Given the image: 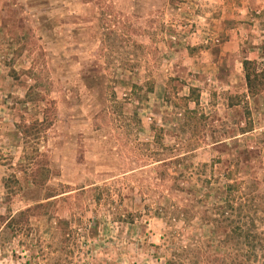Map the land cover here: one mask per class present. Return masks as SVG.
Segmentation results:
<instances>
[{
  "label": "rangeland",
  "instance_id": "obj_1",
  "mask_svg": "<svg viewBox=\"0 0 264 264\" xmlns=\"http://www.w3.org/2000/svg\"><path fill=\"white\" fill-rule=\"evenodd\" d=\"M263 56L264 0H0V264H264Z\"/></svg>",
  "mask_w": 264,
  "mask_h": 264
},
{
  "label": "trees",
  "instance_id": "obj_2",
  "mask_svg": "<svg viewBox=\"0 0 264 264\" xmlns=\"http://www.w3.org/2000/svg\"><path fill=\"white\" fill-rule=\"evenodd\" d=\"M261 59L264 61V56L261 57ZM241 66H242V70H243V77H244L247 95L253 96L254 94L257 93L258 85L260 84V82H262V80L264 78V69H257L256 70L254 67V62L250 61L249 59H242L241 60ZM171 88L173 89V87H171ZM168 94H169V90H168V86H167L166 90H165V95H168ZM165 97L167 98V96H165ZM197 97H198L197 89L195 87H189L186 94L180 95V96L176 97V99H177V101H180V102L191 101L193 104L196 105L197 104ZM183 108H184L183 112L185 111L186 113H189L190 118L193 117V120H195L196 110L194 108L187 109V107L184 106V104H183ZM247 115H248V113H247ZM194 123L196 124L195 121H194ZM237 129H238V131H240V133L249 132L251 130L250 121L248 120L244 125L238 127ZM194 131L197 132V128H194ZM224 147H225V145H224ZM223 174H224V172H223ZM225 176H226L227 180L235 182V180L231 178L230 172L227 174L225 173ZM227 186L230 187L231 185H226V187ZM48 196H50V195H47L46 197H48Z\"/></svg>",
  "mask_w": 264,
  "mask_h": 264
}]
</instances>
